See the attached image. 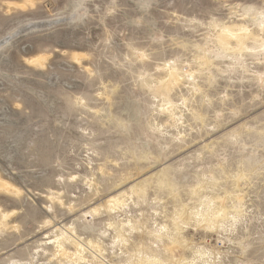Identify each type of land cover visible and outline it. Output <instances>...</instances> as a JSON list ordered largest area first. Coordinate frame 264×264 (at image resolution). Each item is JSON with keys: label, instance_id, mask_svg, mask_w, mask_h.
I'll use <instances>...</instances> for the list:
<instances>
[{"label": "rangeland", "instance_id": "1", "mask_svg": "<svg viewBox=\"0 0 264 264\" xmlns=\"http://www.w3.org/2000/svg\"><path fill=\"white\" fill-rule=\"evenodd\" d=\"M0 180V264H264V0H0Z\"/></svg>", "mask_w": 264, "mask_h": 264}, {"label": "bare ground", "instance_id": "2", "mask_svg": "<svg viewBox=\"0 0 264 264\" xmlns=\"http://www.w3.org/2000/svg\"><path fill=\"white\" fill-rule=\"evenodd\" d=\"M250 7L248 6V10H250L249 9ZM252 9V8H251ZM263 17V16H262ZM223 32H229V31H227V30H224ZM177 71H171V76H175V75H177V73H176ZM9 185H8V183H5V182H3V181H1L0 180V187H8Z\"/></svg>", "mask_w": 264, "mask_h": 264}]
</instances>
